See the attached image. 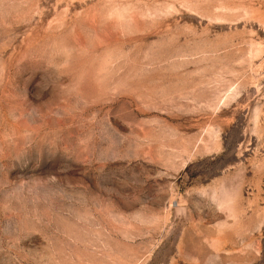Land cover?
<instances>
[{"label":"rangeland","instance_id":"obj_1","mask_svg":"<svg viewBox=\"0 0 264 264\" xmlns=\"http://www.w3.org/2000/svg\"><path fill=\"white\" fill-rule=\"evenodd\" d=\"M0 264H264V0H0Z\"/></svg>","mask_w":264,"mask_h":264}]
</instances>
